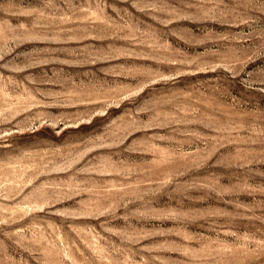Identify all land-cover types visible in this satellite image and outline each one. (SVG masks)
I'll list each match as a JSON object with an SVG mask.
<instances>
[{"label": "rangeland", "instance_id": "rangeland-1", "mask_svg": "<svg viewBox=\"0 0 264 264\" xmlns=\"http://www.w3.org/2000/svg\"><path fill=\"white\" fill-rule=\"evenodd\" d=\"M0 264H264V0H0Z\"/></svg>", "mask_w": 264, "mask_h": 264}]
</instances>
